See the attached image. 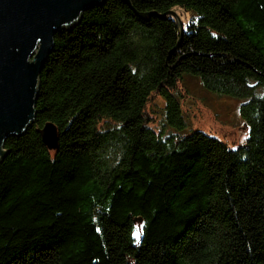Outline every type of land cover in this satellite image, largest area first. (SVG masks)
Instances as JSON below:
<instances>
[{
	"label": "trees",
	"instance_id": "16d2710c",
	"mask_svg": "<svg viewBox=\"0 0 264 264\" xmlns=\"http://www.w3.org/2000/svg\"><path fill=\"white\" fill-rule=\"evenodd\" d=\"M185 76L240 102L244 144L187 128ZM37 89L0 157V264H264V0H105Z\"/></svg>",
	"mask_w": 264,
	"mask_h": 264
},
{
	"label": "water",
	"instance_id": "95a60500",
	"mask_svg": "<svg viewBox=\"0 0 264 264\" xmlns=\"http://www.w3.org/2000/svg\"><path fill=\"white\" fill-rule=\"evenodd\" d=\"M105 0H0V157L4 141L32 124L39 75L54 35L72 28L88 8ZM182 30L173 11L167 12ZM38 133L48 150L58 147V129L46 122Z\"/></svg>",
	"mask_w": 264,
	"mask_h": 264
},
{
	"label": "rangeland",
	"instance_id": "374dc122",
	"mask_svg": "<svg viewBox=\"0 0 264 264\" xmlns=\"http://www.w3.org/2000/svg\"><path fill=\"white\" fill-rule=\"evenodd\" d=\"M176 14L182 24L190 16L183 10L176 9ZM184 81L178 86L180 104L183 115L187 121V128L191 131L199 130L203 133L218 138L228 144L230 148L245 143L247 129L239 116L240 102L231 97L217 95L205 90L199 79L185 76ZM164 104L161 97L154 96L147 105L148 112H153V127L159 121L157 113ZM151 125V126H152Z\"/></svg>",
	"mask_w": 264,
	"mask_h": 264
}]
</instances>
